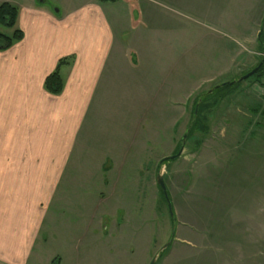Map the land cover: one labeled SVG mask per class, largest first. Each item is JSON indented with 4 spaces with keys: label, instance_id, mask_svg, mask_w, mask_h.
Listing matches in <instances>:
<instances>
[{
    "label": "rangeland",
    "instance_id": "374dc122",
    "mask_svg": "<svg viewBox=\"0 0 264 264\" xmlns=\"http://www.w3.org/2000/svg\"><path fill=\"white\" fill-rule=\"evenodd\" d=\"M124 1L112 5L118 9L114 16L115 31L126 43L132 42L134 53L130 57L141 72L139 78L127 69L114 73V81L107 85L104 94L103 109L99 110L98 94L88 115L80 135V139H87L88 145L80 160L82 167L76 172L69 169L58 195V200L67 196V202L77 208L76 217L71 216L77 232H71L70 238L75 235L76 241L81 239V226L89 223L90 211L93 216L99 215L105 224L121 222L123 210L113 209L121 202L115 197L122 187L116 182L117 172L130 170L127 165L132 163L137 166L135 175L141 178L136 184L139 197L134 216L127 218L131 225L127 232L130 238L121 247L127 263L152 264L157 258L155 264H201L205 258L210 261L208 264H215V258L220 255L214 239L215 208H239V199L229 197L250 189L248 176L259 174L256 161L249 162L247 156L249 145L260 142L256 132L264 127L260 115L264 111V77L260 81L251 77L223 87L209 97L206 94L218 85L240 79L261 59L263 52L258 47V36L264 18V0H232L229 8L220 6L219 14L211 15L208 20L203 17V0ZM46 2L50 9L56 7L53 1ZM162 85L166 87L160 88ZM154 88L160 93L156 101ZM200 98L203 102L213 99L206 106L209 102L213 105L202 113L205 118L202 125L207 127V132L190 133L182 155L158 171L163 159L177 153L194 121V107ZM154 110L156 113H151ZM162 111L168 112L166 119H161L165 118ZM147 128L155 132L156 142L145 150L124 152L123 148L131 147L132 142L128 140L137 130L142 143L147 140ZM117 141L121 143L118 147L121 150L112 152L113 142ZM77 155L78 151L72 160ZM103 156L108 158L101 159ZM100 160L105 163V174L113 169L108 178L104 177L103 186L102 177L98 176ZM161 172L175 222L158 188ZM98 178L103 188L102 198L107 195L112 208L110 219L105 205L104 211L98 210L99 196L95 189ZM91 183H95L92 192ZM125 187L132 192V185L125 184ZM221 194L228 198L221 201ZM126 202L130 208L134 207L130 201ZM225 218L233 219L229 215ZM101 236L104 237L103 233ZM102 250L109 255L106 247L93 248L92 257L99 262ZM260 250L264 256L262 242L254 247L256 253ZM254 264H258L257 257Z\"/></svg>",
    "mask_w": 264,
    "mask_h": 264
},
{
    "label": "crops",
    "instance_id": "0c3cea01",
    "mask_svg": "<svg viewBox=\"0 0 264 264\" xmlns=\"http://www.w3.org/2000/svg\"><path fill=\"white\" fill-rule=\"evenodd\" d=\"M51 1L56 6L53 9L38 0H0V5L9 3L18 8L15 29L24 36L9 50L0 52V264H52L58 258L59 264H128L121 247L130 238L127 232L131 225L127 218L134 216L139 197L136 184L141 177L134 171L137 166L131 163L127 165L130 170L117 172L116 182L122 187L115 197L121 202L113 209L123 210L121 222L105 224L90 211L89 223L81 226L83 235L79 241L75 235L70 238L71 232H77V225L71 219L76 217V205L67 202V196L58 200L69 169L76 172L82 167L80 160L88 145L87 139H80V135L98 94L99 110H102L104 94L107 85L114 81V73L127 69L139 78L141 69L130 57L134 53L132 42L126 43L115 31L114 16L118 9L112 5L125 1ZM231 1L203 0V17L208 20L211 15L219 14L220 6L229 8ZM10 31L7 34L0 29L12 36L14 30ZM64 58H72L73 62L61 70L64 90L55 96L45 90L44 84ZM163 87L166 86H160ZM159 95L154 88L155 101ZM161 115L165 117L161 119L169 116L168 112ZM260 115L264 119L263 110ZM151 132L147 128L148 138L142 143L137 130L128 140L131 147L123 148L124 152L150 147L156 142V134ZM256 136L260 142L249 145L247 157L249 162L256 161L259 174L248 176L250 189L229 197L239 199V208H215L214 239L220 254L215 264H254V257L258 264L264 263L263 251H254L260 242L264 245V127ZM119 145L120 142H113L112 152L121 150ZM77 151V157L72 160ZM97 165L102 180L113 172L109 167L111 170L105 174V163L101 160ZM98 182L99 178L97 182L95 179L98 210L104 211L105 205L110 219L112 208L108 196L102 198L103 188ZM125 184L132 185V192L126 190ZM223 196L221 201L228 198ZM126 201L134 207L130 208ZM113 214L117 216V212ZM227 215L233 219L227 221ZM101 233L106 240L99 239L104 238ZM98 247L109 251L108 255L102 250L101 262L92 257L93 248ZM200 263L210 261L203 258Z\"/></svg>",
    "mask_w": 264,
    "mask_h": 264
},
{
    "label": "trees",
    "instance_id": "16d2710c",
    "mask_svg": "<svg viewBox=\"0 0 264 264\" xmlns=\"http://www.w3.org/2000/svg\"><path fill=\"white\" fill-rule=\"evenodd\" d=\"M118 1L119 0H100V2H102V3H117ZM18 13H19L18 8L12 4L3 3L0 5V29L14 30L12 36H8L7 34L0 32V52H4V51L9 50L16 43L23 40V37H24L23 33L21 31L15 29L17 19H18ZM258 47L261 50V52H263L261 59L259 60V62L257 63V65L255 67L250 69L248 72H245L243 75L248 74L253 69L258 67L260 62L264 60V30H262V23L260 26V33L258 36ZM72 62H73L72 58H64V59L59 61L56 70L45 81L44 87L48 93L55 95V96L62 94V92L64 90V81H63V78L61 75V70L64 67L71 65ZM253 77H257L258 78L257 81H260L264 77V64ZM230 83H231V85H227V83H225V84H221V85L214 87V89L212 91H209L206 94V96H208V97L211 96L213 91L220 90L223 87L234 86V85L238 84L239 79L236 81H231ZM209 100L212 101L213 99L208 98L207 101H209ZM207 101L203 102L202 98H200L197 101V103L194 107V111H193L194 121L189 127V131L186 134V136H187L186 139H184V137H183L182 143L179 146L177 153L180 150V148L182 146H184V144L186 143L187 139L190 136V133H194L195 131H199V130L203 131L205 133L207 132V127L202 125V123L205 120V118L202 116V113L205 112L206 110H208L213 105V103L209 102V106H206ZM169 161H164V159H163L158 166V171H159V169H161L162 166H164ZM158 188H159V186H158ZM171 218H172V221L175 222V216H173ZM52 264H59V258L56 259Z\"/></svg>",
    "mask_w": 264,
    "mask_h": 264
},
{
    "label": "water",
    "instance_id": "95a60500",
    "mask_svg": "<svg viewBox=\"0 0 264 264\" xmlns=\"http://www.w3.org/2000/svg\"><path fill=\"white\" fill-rule=\"evenodd\" d=\"M38 2L40 4H45L47 3L45 0H38ZM262 30H264V18H263V22H262ZM264 64V60L260 62L259 66L256 67L255 69H253L251 72H249L248 74L242 76L240 79H239V82H243L251 77H253L258 71L259 69L263 66ZM227 85H231V83H227ZM186 135L184 136V139H186ZM184 151V146H182L179 150V152L176 154V155H173L169 158H165L164 161H174V160H177L183 153ZM157 184L159 186V188L162 190L163 194H164V197L168 203V209H169V212H170V215L171 217L174 216V212H173V207H172V204L169 200V197H168V192H167V187H166V184H165V181H164V178H163V175H162V172L159 174L158 176V179H157ZM157 261V258H155L152 262V264H155Z\"/></svg>",
    "mask_w": 264,
    "mask_h": 264
}]
</instances>
